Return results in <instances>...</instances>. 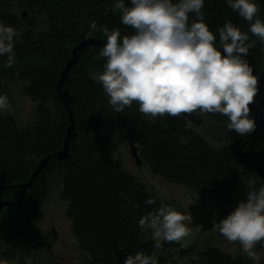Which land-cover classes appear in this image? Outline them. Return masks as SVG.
Segmentation results:
<instances>
[{"label": "trees", "instance_id": "16d2710c", "mask_svg": "<svg viewBox=\"0 0 264 264\" xmlns=\"http://www.w3.org/2000/svg\"><path fill=\"white\" fill-rule=\"evenodd\" d=\"M116 2L0 0V21L17 32L15 63L20 64L18 69L5 67L7 56L0 57V92L4 93L7 82L16 76L23 82L22 93L35 103V120L30 127L20 125L11 114L0 113L1 184L27 180L42 157L61 148L68 115L55 88L59 72L80 40L106 39L100 31L87 35L92 22L109 30L119 28L122 36L132 34L133 30L121 23L120 12L113 11ZM124 2L130 6V0ZM254 2L264 21V0ZM202 12L217 41L219 28L229 21L248 31V22L226 0H205ZM189 18L191 23L195 14L190 13ZM249 36L250 41L255 40V46L249 49L247 59L254 69L253 75L258 76V94L254 101L264 110V41L251 33ZM102 47L93 45L81 51L64 84L72 99L76 130L68 158L62 161L50 158L31 188L25 191V203L1 209L0 235L5 239L23 238L20 242L27 243V228L33 227L41 216L40 203L47 178L57 171L61 175L60 196L66 201L65 214L79 249L87 257L84 264H124L127 255L138 251L149 255L157 251L158 264L175 258H186L189 264H256L244 253L232 254L213 243L198 248L196 243L162 242L163 248L155 250L151 230L143 231L138 221L154 211L161 201L147 184L121 166L114 152L118 140L134 143L142 162L151 171L191 191L206 193L228 215L245 197L247 180L258 177V185L264 183L255 172L234 161L229 147L263 148L264 132L256 127L252 133L217 147L182 116L153 119L141 114L136 102L122 113L114 112L102 85L92 75L103 70L104 59H95ZM2 78L7 79L6 83ZM203 115L216 123L228 122L221 114ZM18 192L14 186L0 188V199L15 201ZM149 198H154L156 205H147L145 201ZM197 222L210 224L206 216L193 224ZM255 249L264 252V241ZM193 255L198 259L193 260ZM0 257L12 259L14 253L4 250Z\"/></svg>", "mask_w": 264, "mask_h": 264}, {"label": "clouds", "instance_id": "9594fccd", "mask_svg": "<svg viewBox=\"0 0 264 264\" xmlns=\"http://www.w3.org/2000/svg\"><path fill=\"white\" fill-rule=\"evenodd\" d=\"M239 17L248 22L247 32L231 21L219 28V39L204 22L205 0H117L113 11L121 14V23L132 34L119 28L109 30L92 22L88 36L100 31L106 42L95 59H104L98 76L108 103L122 113L133 102L139 112L157 117H189L199 111L227 117V129L246 136L256 129L249 105L258 94V76L247 56L255 46L249 33L264 41V21L254 0H226ZM195 19L189 22V14ZM16 29L0 21V57L7 56L5 67L16 61ZM8 107L6 95H0V109ZM259 178L246 181V195L235 209L213 227L230 243L238 242L249 259L260 264L254 250L264 241V183ZM156 205L154 198L145 201ZM190 213L179 212L161 203L138 221L143 231L151 230L154 249L163 243H182L190 235ZM197 260L196 255L192 256ZM0 264H8L0 260ZM124 264H158L157 251L127 255Z\"/></svg>", "mask_w": 264, "mask_h": 264}, {"label": "rangeland", "instance_id": "374dc122", "mask_svg": "<svg viewBox=\"0 0 264 264\" xmlns=\"http://www.w3.org/2000/svg\"><path fill=\"white\" fill-rule=\"evenodd\" d=\"M12 67L18 69L20 64L15 63ZM99 74L93 73L92 75L98 79ZM2 80L6 83L7 79L2 78ZM22 86L23 82L16 76L7 82L6 91L4 93L1 91L0 95L7 96L8 107L0 109V113L4 116L11 114L20 125L30 127L35 120V103L22 93ZM196 114L202 117V123L200 125L191 124L198 133L206 137L209 143L219 147L232 143L235 138L242 137L235 131L229 132L227 123H216L199 111ZM131 143L118 140L114 157L127 172L132 174L138 181L147 184L161 203L171 205L181 213L191 214L193 218L192 224L186 222L190 228V235L182 241L184 245L196 243V247L201 248L202 246L200 245L213 243L229 253H243L238 242H228L219 233L218 229L213 227L214 223H218L221 219L226 218L227 215L210 200L206 193L194 192L180 183L169 181L158 173L151 171L148 165L143 162L141 165L134 164L129 149ZM47 181L46 192L40 203L41 216L33 227L27 228V243L23 244L24 240L20 242L23 238L10 237L5 239L4 235H0V252L11 250L14 253L12 259L0 257V260H6L8 264H17L18 262L21 264L85 263L87 257L79 249L77 240L71 230V222L65 214L66 201L60 196V173L57 171L51 172ZM18 189L19 191L21 190V188ZM25 201L26 199L23 195L21 203H25ZM205 216L210 221V224L200 225L198 222L193 224L196 219ZM15 241L18 243L13 245ZM254 250L260 256V261H263L264 252ZM188 262L186 258H175L174 261H167L165 264H189Z\"/></svg>", "mask_w": 264, "mask_h": 264}, {"label": "water", "instance_id": "95a60500", "mask_svg": "<svg viewBox=\"0 0 264 264\" xmlns=\"http://www.w3.org/2000/svg\"><path fill=\"white\" fill-rule=\"evenodd\" d=\"M105 42H106V39H100V38H94V37L86 38V39L80 40L71 49L70 57L66 61L64 66L61 68L59 75H58L57 82L55 84L57 94L61 102L64 104L67 115H68V125L64 132L62 146L58 150L47 153L44 157H42L37 162L35 168L31 171L28 179L25 182H20L16 184H1L0 183V188H8L10 186L21 188V190L19 191L17 200L7 201V200L0 199V211L3 207H10V206L17 207L21 203V201L23 200V195H24L25 190L31 188L34 178L43 170V168L46 166L50 158L56 157L60 161L68 158L69 145H70V142L76 136V130H75L74 114H73V110L71 107L72 99L64 84H65L68 72L71 66L77 60L79 53L88 46H93V45L103 46ZM249 107L251 110L250 118L254 119L257 125L256 127H258L264 132V110L255 101L251 103ZM182 117H184L188 122L194 125H200L203 120L202 117H200L196 113H193L189 117H185V116H182ZM129 149H130V154L133 157L134 164L141 165L142 160L138 153V147L135 146L133 143H131L129 146ZM229 149L233 156L234 161L239 166L243 167L246 170L255 172L260 177V179L264 181V147L260 149H250V148L241 149L238 147H234L233 145H230Z\"/></svg>", "mask_w": 264, "mask_h": 264}]
</instances>
